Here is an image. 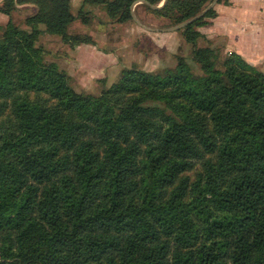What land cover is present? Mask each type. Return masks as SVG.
Listing matches in <instances>:
<instances>
[{"label":"trees","instance_id":"obj_1","mask_svg":"<svg viewBox=\"0 0 264 264\" xmlns=\"http://www.w3.org/2000/svg\"><path fill=\"white\" fill-rule=\"evenodd\" d=\"M27 1L31 29L8 22L0 38V264H264V72L236 52L218 69L217 51L198 47L203 75L180 59L77 92L43 60L37 25L89 43L67 32L86 5L124 21L135 0H82L76 15L70 0ZM209 1L143 5L182 23Z\"/></svg>","mask_w":264,"mask_h":264},{"label":"rangeland","instance_id":"obj_2","mask_svg":"<svg viewBox=\"0 0 264 264\" xmlns=\"http://www.w3.org/2000/svg\"><path fill=\"white\" fill-rule=\"evenodd\" d=\"M6 1L0 0V8L5 6ZM142 1L145 0L133 2L131 18L124 21L111 18L103 5H86L85 9L89 10L88 21L82 22L76 18L68 26L67 32L88 36L91 42L76 46L63 42L61 36L46 32L45 25L38 24L41 33L36 44L43 49V60L55 62L67 74L69 84L75 91L93 95L115 83L126 68L162 75L166 70L174 69L180 59H184L194 75H203L200 65L192 57L193 50L198 47L215 49L218 54L216 68L222 69L225 57L233 52L228 38L219 33L221 26L217 21L219 6L228 5V0H217L211 7L215 15L205 17L201 24L195 26L202 36L194 43L185 39L182 27L168 30L180 23L152 13ZM212 1L207 3V7ZM163 2L160 0L158 5ZM81 4L82 0H70V10L74 15ZM36 11V5L30 1L13 0L9 13L0 10V38L8 22L30 30L27 18ZM256 68L264 72V62ZM4 116L6 113L0 119ZM199 168L200 165L196 164L185 174L194 178Z\"/></svg>","mask_w":264,"mask_h":264},{"label":"crops","instance_id":"obj_3","mask_svg":"<svg viewBox=\"0 0 264 264\" xmlns=\"http://www.w3.org/2000/svg\"><path fill=\"white\" fill-rule=\"evenodd\" d=\"M220 5L217 21L233 52L254 67L264 62V0H228Z\"/></svg>","mask_w":264,"mask_h":264},{"label":"water","instance_id":"obj_4","mask_svg":"<svg viewBox=\"0 0 264 264\" xmlns=\"http://www.w3.org/2000/svg\"><path fill=\"white\" fill-rule=\"evenodd\" d=\"M165 1H166V0H164V2H163L161 5H158V6H152V7H160V6H162V5L165 3ZM142 2H145V1H142ZM216 2H217V0H213L212 3H211V4H210V5H209V6H208L203 12L199 13L198 15L194 16L193 18H191V19H189V20H186V21H184V22H182V23H180V24H178V25H175V26L170 27L168 30L178 29V28L183 27V26H185L186 24L190 23L191 21H193V20H195V19L201 17V16L203 15V13H204L207 9L211 8Z\"/></svg>","mask_w":264,"mask_h":264}]
</instances>
